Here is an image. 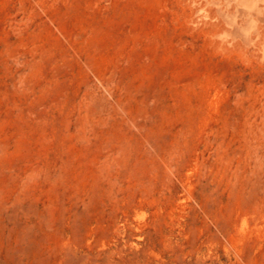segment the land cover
<instances>
[{"label":"rangeland","instance_id":"1","mask_svg":"<svg viewBox=\"0 0 264 264\" xmlns=\"http://www.w3.org/2000/svg\"><path fill=\"white\" fill-rule=\"evenodd\" d=\"M0 264H264V0H0Z\"/></svg>","mask_w":264,"mask_h":264}]
</instances>
